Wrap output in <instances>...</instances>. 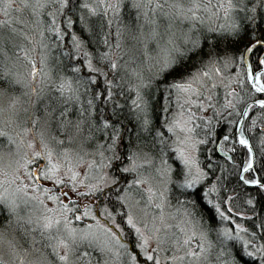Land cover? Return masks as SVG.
<instances>
[{"label": "snow or ice", "instance_id": "1", "mask_svg": "<svg viewBox=\"0 0 264 264\" xmlns=\"http://www.w3.org/2000/svg\"><path fill=\"white\" fill-rule=\"evenodd\" d=\"M0 14V264H264V0Z\"/></svg>", "mask_w": 264, "mask_h": 264}, {"label": "trees", "instance_id": "2", "mask_svg": "<svg viewBox=\"0 0 264 264\" xmlns=\"http://www.w3.org/2000/svg\"><path fill=\"white\" fill-rule=\"evenodd\" d=\"M125 2H129V0H125ZM0 18H2V14H0ZM121 19L126 23L129 19L135 21L136 17H135V10L130 9V8H124L122 9L121 12ZM225 23H227V21H225ZM164 24H167V21H164ZM220 22L216 21L214 23H209V22H205L204 25H200L199 27L205 32V34L207 33V29L209 27L211 28H219ZM188 27L187 22H184L183 24H181L180 22H176L173 29L171 30L172 32L175 33V35L177 37H179L181 31L186 30V28ZM167 29L164 26H161L158 29V32L160 33V36L162 37L161 39V46L164 43V39L163 37L166 36L167 33ZM215 35V33H213ZM222 35V34H221ZM223 43V41H222ZM125 44L133 49V54H134V59L132 61H130V67L135 68L137 66H141V70L145 73V75L148 74V65L152 62V60L158 56L161 55L160 52V48L157 47V42L155 40H150L147 41V45L146 47L135 42V41H131V40H125ZM237 55H239V53H236ZM253 56H255V53L252 54ZM172 77H169V80H171ZM161 87H164L163 83L161 84ZM134 95V93L132 94ZM123 102V100L121 101ZM161 103H163V101H160ZM152 116L153 119H155L157 121V123H159L160 118L163 116V113L159 110V108L154 105L153 106V112H152ZM207 147H211V145H208ZM207 153V148L204 149V154ZM204 154H201V162H203L204 160ZM171 203L173 205H175L176 201L175 199L171 200ZM215 234H213V239H214ZM248 258L244 257L243 261H247ZM243 261H241V264H243Z\"/></svg>", "mask_w": 264, "mask_h": 264}, {"label": "rangeland", "instance_id": "3", "mask_svg": "<svg viewBox=\"0 0 264 264\" xmlns=\"http://www.w3.org/2000/svg\"><path fill=\"white\" fill-rule=\"evenodd\" d=\"M3 151H5V152H6V151H7V149H3ZM21 207H22V209L24 208V206H23V205H21ZM24 210L26 211V209H24ZM89 222H90V221H89ZM79 226H80V227H83V225H82V224H80Z\"/></svg>", "mask_w": 264, "mask_h": 264}]
</instances>
